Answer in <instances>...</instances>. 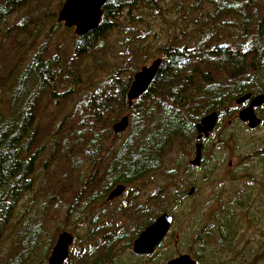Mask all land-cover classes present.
I'll return each mask as SVG.
<instances>
[{
  "label": "trees",
  "instance_id": "trees-1",
  "mask_svg": "<svg viewBox=\"0 0 264 264\" xmlns=\"http://www.w3.org/2000/svg\"><path fill=\"white\" fill-rule=\"evenodd\" d=\"M159 1L108 0L102 7L97 28L73 37L70 54L62 52L61 46L49 52V40L56 26L53 25L40 51L29 60L22 73L14 77L16 81L6 99V109L0 110V229L8 223L20 198L33 191L39 152L44 147V138L50 134L49 162L57 159V152L62 153L64 162H70L68 167L76 174L75 195L85 188L83 179L87 176L89 179L90 171L91 178L98 182L102 171L106 170L101 191H90L75 209L77 218L87 211L89 228L85 236L94 238L74 255L75 264H105L120 251L121 243L129 245L163 212L172 215L174 224L187 219L188 226L193 221L197 247L209 249L212 244L230 252L241 215L231 210V200L220 207L223 209L219 208L221 212L212 215L201 231L197 230L202 214L189 205L184 215L181 208L184 196L181 185L198 179L188 174L191 168L188 164L178 175L176 166L163 169L170 184L149 194L148 203L134 205L131 199L119 207L120 214L130 211L123 215L131 221V230L116 225L114 231L113 218L92 209L115 182L130 186L162 169L167 151L179 142H196L195 124L211 111L217 113L218 119L208 137L200 139L203 153H214L228 146L234 147L237 153L248 149V145L241 144L235 136V126L242 123L237 118L240 106L233 105V101L247 92L253 95L264 92L263 0H207L205 6L200 1L192 4L185 12L189 15L197 11L196 16L190 17L192 26L188 30L181 29L180 34L169 35L159 46L162 62L158 72L130 107L126 92L133 72L138 70L136 59L140 57L144 65L143 43L129 50L124 68H117L102 78L94 75V69L104 63L101 57L106 56L105 40L111 31L115 28L126 32L135 30L134 24L141 22L143 11L152 16L159 13ZM22 7L21 0H0V23H4L12 9ZM54 15L51 13L50 17ZM121 16L125 17L124 23L118 21ZM145 36L146 33L139 38ZM95 52L98 57L91 68L88 64ZM127 67L128 74L124 75L122 71ZM45 93L56 101L64 98L71 104L55 132L48 129L44 133L38 120L37 105ZM124 113L128 115L127 135L115 145L117 137L112 134L111 125ZM255 114L261 120L259 125L263 124L264 104L255 108ZM226 118L230 119L229 124ZM77 145L81 147L79 155L74 153L73 147ZM256 153H264V148L256 149ZM47 164L44 163V168ZM200 164L205 177L221 167L213 155L211 159L203 156ZM185 174L186 179L179 178ZM191 188L194 194L196 188L191 185L188 191ZM250 194L247 187L242 195L237 194L233 205L245 211L252 200ZM23 226L27 227V233L20 236H38V220L34 224L26 220ZM191 253L196 257L195 251ZM228 258L232 261V254H228Z\"/></svg>",
  "mask_w": 264,
  "mask_h": 264
},
{
  "label": "rangeland",
  "instance_id": "rangeland-1",
  "mask_svg": "<svg viewBox=\"0 0 264 264\" xmlns=\"http://www.w3.org/2000/svg\"><path fill=\"white\" fill-rule=\"evenodd\" d=\"M21 1L23 7L16 10L12 9L4 23H0L1 111L6 109V99L11 94L14 88L13 83L16 81L14 77L21 74L29 60L40 51V45L47 39L50 28L56 25L49 40L50 53L55 52L57 47L61 46L62 52L64 50L65 53L70 54L72 40L76 35L73 32L74 27H66L62 22L57 21V13L63 0ZM197 1H200L202 6L207 3V0H160L158 3L159 13L152 16L143 11L144 13L140 14L141 22L134 24L135 30L126 32L115 28L111 31L105 40L106 56L101 57L104 63L94 69L96 78L105 77L117 68H124L129 57V50H135L138 43H143L144 65L149 64L154 58L161 57L159 46L168 40V36L180 34L181 29L188 30L189 26H192L189 20L190 17L197 15V11L193 10L189 15H186L185 12ZM51 13H55L53 18L50 17ZM118 21L124 23L125 17H119ZM145 33L144 39H140L139 37ZM140 55L142 58V54ZM95 57H98L96 52L88 64L91 68H94ZM140 60V57L136 59L137 69L143 65ZM128 70L129 67L127 70L123 69L122 73L126 75ZM9 72L11 74L7 78ZM37 108L39 123L42 125L41 127L45 128H43V132L45 133V130L48 129L55 132L62 117L70 111L71 104L64 98L56 101V98L52 99L49 94L45 93ZM229 120H227L228 124L230 123ZM235 131L237 140L241 144H247L248 149L244 153H237L234 147L228 146L220 148L214 153L211 151L206 153L205 151L204 154L202 151V157L205 156L206 159H211L213 155L220 164V169L215 174L211 173L205 177L206 175L201 174V164L200 166H190L188 174L198 177V179L192 182L187 180L180 187V191L184 195L181 206L185 211L184 215L188 213L189 205L191 209L202 214L200 222L196 225V229L199 231L204 224L210 221L214 213L221 212L220 209L223 208L220 207L224 203L233 200L231 210H236V213L241 215L240 219L242 218V220L234 234L230 252L226 253L224 248L220 249L217 245L212 244L209 245V249L197 247L198 242L193 239L194 223L192 221L187 226L186 219L179 224H171L166 237L162 240L161 245L156 250V255L153 257L148 258L134 254L131 250L132 239L129 245L121 243L120 251L112 255L105 264H120L121 262L126 264H164L168 258L186 252L193 254L191 251L198 252L202 257L199 264H264V153H256V149L264 148V123L249 130L242 123L235 126ZM126 135L127 128L119 135H114L117 137L115 145L120 144ZM49 138L50 134L44 138V147L39 152L34 173L35 187L33 191L20 198L8 223L0 229V264H42L45 257L40 256V244H43L46 238L57 236L61 231L66 230L77 236L78 240L82 242L79 238H86L85 235L88 233L87 211L85 214L83 213L81 218H77L75 209L87 198L90 191L94 190V192L99 193L101 187L98 186L97 182L89 181L87 176L83 179V184L86 183L85 188L81 193L75 195L73 189L76 181L75 170L73 172L69 169L70 162H64L60 152L56 153L57 159H54L53 163L49 162V151L52 145ZM194 144V140L184 144L179 142L167 151L162 169L132 183L130 186H125L122 194L110 202L105 201V199L99 200L92 209L98 210L102 214L106 211L103 215L113 218L111 224L114 231L116 225L125 226L131 230V221L128 222L123 215L130 211L120 214L119 207L130 202L131 199H133L134 205L136 203H148L149 194L155 193L166 183L167 186L170 184L163 169L176 166L178 175L185 164L190 165L189 161L194 155ZM73 148L74 153L79 155L78 150L81 147L77 145ZM44 163L45 166L48 163L45 168ZM99 168L102 166L100 165ZM183 177L186 179L188 175L185 174L179 178ZM177 183L180 182L177 180ZM191 185H194L196 191L188 197L187 191ZM247 187L252 200L250 206L243 211L237 209L233 204L237 194L242 195ZM224 210L227 209L224 208ZM26 220L30 224H34L38 220V236H20L27 233V227L23 226ZM21 237H23L25 247L21 246L20 242L17 243L16 239ZM228 254H232V261L229 260ZM72 261L73 257L68 259L66 263L71 264Z\"/></svg>",
  "mask_w": 264,
  "mask_h": 264
},
{
  "label": "water",
  "instance_id": "water-1",
  "mask_svg": "<svg viewBox=\"0 0 264 264\" xmlns=\"http://www.w3.org/2000/svg\"><path fill=\"white\" fill-rule=\"evenodd\" d=\"M108 0H63L58 13L57 21L62 22L66 27H74L73 32L77 36L97 28L102 16V7ZM162 59L157 57L149 64L142 65L132 75L129 87L126 92L127 105L130 107L134 100L141 96L155 78ZM246 103V104H245ZM264 104V92L252 94L244 93L234 99L233 105L240 106L237 118L244 123L248 129H255L261 120L255 114V108ZM218 115L215 111L205 114L195 125L196 139L194 144V155L189 161L191 166H199L202 158L201 138H207L212 132ZM128 126V115H123L111 125L114 135L124 131ZM124 190L123 185H116L108 194L106 200L109 201L117 197ZM193 189L188 191L191 195ZM173 217L167 212H163L147 225L132 242V252L136 255L150 254L160 243L168 232ZM57 240L48 257L47 264H62L68 255V246L72 241L73 234L63 230L57 235ZM194 260L187 254H181L167 262V264H194Z\"/></svg>",
  "mask_w": 264,
  "mask_h": 264
},
{
  "label": "flooded vegetation",
  "instance_id": "flooded-vegetation-1",
  "mask_svg": "<svg viewBox=\"0 0 264 264\" xmlns=\"http://www.w3.org/2000/svg\"><path fill=\"white\" fill-rule=\"evenodd\" d=\"M122 117V116H121ZM120 117V118H121ZM119 118V119H120ZM113 133V132H112ZM197 135V134H196ZM200 166V165H199ZM103 171H104V175H103ZM102 171V174H101V177H100V179H99V181L97 182V184H98V186L99 187H101V189L103 188V185H102V183L104 182V178H105V176H106V170H103ZM89 181H94V179L93 178H91L92 176H93V173L90 171L89 172ZM116 185H123L124 186V189H125V186L126 185H124V184H122V183H114L113 184V186L109 189V190H107V192L105 193V201H107L106 200V198H107V196H108V194H109V192L116 186ZM93 186H95V185H93ZM124 191V190H123ZM122 191V192H123ZM122 192H121V194H122ZM120 194V195H121ZM120 195H118V196H120ZM117 196V197H118ZM117 197H114L113 199H115V198H117ZM113 199H111V200H113ZM111 200H109V202L111 201ZM108 202V201H107ZM106 213V211L103 213V214H105ZM106 216V215H105ZM111 218V217H110ZM24 237H27V236H24ZM57 237L58 236H52V237H48V238H46V240L44 241V243L43 244H40V256H44L45 257V260L43 261V263L42 264H47V262H48V257L50 256V253H51V251H52V249H53V246L55 245V243H56V240H57ZM166 236H164L163 237V239L165 238ZM22 238L23 237H21V238H18V239H16L17 240V243H19L20 242V244H21V246H23V247H25L24 246V240H22ZM30 238V237H29ZM136 238V237H135ZM134 238V239H135ZM82 242H80L79 240H78V237L77 236H72V241H71V243L69 244V246H68V255H67V257L65 258V260L63 261V263L62 264H67L66 263V261L68 260V259H70L71 257H73V261H72V263L71 264H75V258H74V255L75 254H77V253H79L81 250H83V248H84V246L85 245H88L90 242H93L94 241V238H90V237H88V236H86V238H79ZM133 239V240H134ZM162 239V240H163ZM162 240L160 241V243L153 249V251L150 253V254H148V255H146V254H141V255H137V256H145V257H148V258H151V257H153L154 255H156V250H157V248L161 245V243H162ZM32 241H34L33 239H32ZM133 242V241H132ZM81 244V245H80ZM26 249H27V247H26ZM29 249L31 250V248L29 247ZM25 250V249H24ZM21 251H23V250H21ZM27 252H29V251H27ZM26 252V253H27ZM181 254H187V255H189L193 260H194V264H199V260H202V257L200 256V254L198 253V252H196V257L193 255V254H189V253H180V254H177L176 256H174V257H171V258H168L166 261H165V263L164 264H167V262L169 261V260H171V259H173V258H175V257H177V256H179V255H181ZM40 261H41V258H40ZM69 264V263H68ZM202 264V263H201Z\"/></svg>",
  "mask_w": 264,
  "mask_h": 264
},
{
  "label": "bare ground",
  "instance_id": "bare-ground-1",
  "mask_svg": "<svg viewBox=\"0 0 264 264\" xmlns=\"http://www.w3.org/2000/svg\"><path fill=\"white\" fill-rule=\"evenodd\" d=\"M211 112H212V111H211ZM209 113H210V112H209ZM203 116H204V115H203ZM196 124H197V123H196ZM196 124H195V125H196ZM229 164H230V162H229ZM229 164H228V165H229Z\"/></svg>",
  "mask_w": 264,
  "mask_h": 264
}]
</instances>
